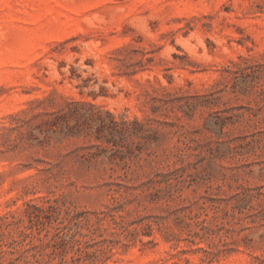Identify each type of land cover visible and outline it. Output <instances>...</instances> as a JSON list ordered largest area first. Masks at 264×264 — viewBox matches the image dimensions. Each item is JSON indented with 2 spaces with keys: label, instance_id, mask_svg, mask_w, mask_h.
Instances as JSON below:
<instances>
[{
  "label": "rangeland",
  "instance_id": "1",
  "mask_svg": "<svg viewBox=\"0 0 264 264\" xmlns=\"http://www.w3.org/2000/svg\"><path fill=\"white\" fill-rule=\"evenodd\" d=\"M259 65L264 0H0V225L120 202L106 264H264Z\"/></svg>",
  "mask_w": 264,
  "mask_h": 264
},
{
  "label": "trees",
  "instance_id": "2",
  "mask_svg": "<svg viewBox=\"0 0 264 264\" xmlns=\"http://www.w3.org/2000/svg\"><path fill=\"white\" fill-rule=\"evenodd\" d=\"M131 124L143 127L137 119L120 124L113 120L110 126L102 127H107L113 137L111 131L121 127L125 132ZM32 208L27 212V224L18 220L0 225V262L5 254V236L7 264H106L115 255V249L128 245L124 241L130 230L124 216H118L120 202L99 212L54 204ZM14 224L18 226L14 228Z\"/></svg>",
  "mask_w": 264,
  "mask_h": 264
}]
</instances>
